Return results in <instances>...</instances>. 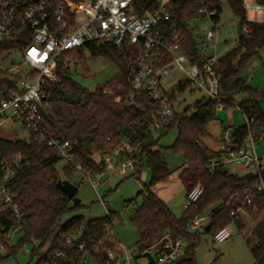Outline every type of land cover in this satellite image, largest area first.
Returning a JSON list of instances; mask_svg holds the SVG:
<instances>
[{"label": "trees", "instance_id": "obj_1", "mask_svg": "<svg viewBox=\"0 0 264 264\" xmlns=\"http://www.w3.org/2000/svg\"><path fill=\"white\" fill-rule=\"evenodd\" d=\"M227 1L242 27L243 37L238 39L232 51L220 59V96L225 100L223 109L232 106L237 96H242L239 110L243 115L254 119L250 129L247 124L232 128L233 140L238 147H243L250 136L255 142L264 139V112L259 105L264 98V91H256L240 79L245 64L264 48V21H248L242 0ZM209 3L217 11L214 18L216 24L222 13L220 0H187L175 3L176 18L181 25L179 43L182 53L193 64L203 61V38L194 35L190 22L198 19L200 9ZM13 48V44L5 45L3 51L9 53ZM1 49L0 58L3 59L7 54L3 55ZM84 50L89 51L93 58H103L116 64L121 74L107 86L113 89V95L105 92L107 87L90 92L72 79L70 62H59L57 82L47 86L46 100L49 106L59 101L71 104L74 108V121L65 124L58 117L46 115V122L58 140L69 143L73 164L65 162L59 171L58 166L64 160L58 150L39 144L32 134L27 141L0 140V157L11 158L21 154L28 162L10 183V188L15 193V203L23 219L18 231L22 233V237L17 248L9 247L10 231L15 228L17 218L11 211L1 209L0 199V247L7 251L5 257L0 255V263L16 256L19 249L25 245H32L33 264H105L107 257L105 254H97L95 248L103 241L108 248L113 246L105 239L108 236V228L112 227L117 215L110 213L100 219L75 217L62 223L63 217L72 211L74 206L59 188L58 182L67 180L76 185V174L80 171L74 164L80 165L84 170L98 173L96 154L106 153L112 147L129 143L138 153L135 173L131 176L140 180L144 167L151 172L150 183L144 184L137 198L128 202L133 205L138 199L142 200L130 219L140 237L137 245L148 247L170 232L175 239H188L192 242L174 264H197L195 250L201 234H212L214 237L218 231L233 223L239 229L244 227L242 218L233 217L231 213L237 211L246 194L252 190L254 202L253 205L246 206V209L255 220L260 216L263 218L247 235V243L253 244L251 253L254 263L264 264V198L254 189L258 177L253 174L239 176L224 166L210 169L209 163L218 158L220 153L210 151L201 143V137L207 133L208 125L214 120L218 103L208 100L205 104L197 106V113L191 117L175 112L172 124L163 127L147 100L137 99V106L128 102L132 70L137 60L134 49L128 46L116 48L111 44L102 47L87 44L82 51L75 54V61L83 58ZM11 82V77L1 79L0 88ZM188 88L191 89L188 83L178 86L180 92ZM79 96L83 98V102H75V98ZM118 97L120 101H117ZM175 126L178 127V137L172 149L185 157V169L180 180L187 193L196 185H201L204 189L200 200L185 211L182 219H178L153 191L156 184L167 181L170 176L161 151L155 149L160 139H156L154 130L159 132L160 128H165L170 131ZM2 180L0 173V184ZM207 210H211L207 226L198 230V234L191 235L188 229L192 221ZM68 236L73 238L72 245L65 243ZM58 252H62L64 256L58 257Z\"/></svg>", "mask_w": 264, "mask_h": 264}, {"label": "built area", "instance_id": "obj_2", "mask_svg": "<svg viewBox=\"0 0 264 264\" xmlns=\"http://www.w3.org/2000/svg\"><path fill=\"white\" fill-rule=\"evenodd\" d=\"M187 0H0V81L11 77V84L0 88V126L8 121L21 125L42 145L56 148L66 163L73 164L69 153V143L58 140L46 122L49 102L46 88L57 82L60 61L65 63L75 59V54L85 45L96 47L113 45L116 48L128 46L135 50L137 60L132 70L128 102L136 105L137 99L147 100L157 113L160 124L169 127L175 116L173 95L175 90L169 85L176 79V73L185 74L191 89L203 92L208 100L224 108L225 100L220 96V59L217 53L218 31L214 22L217 11L211 3L204 4L200 16L211 21L213 30L203 37V61L193 64L182 53L180 23L175 14V3ZM204 1V0H200ZM245 10L264 13V2L242 0ZM247 32L246 29H244ZM13 44V50L3 51L5 45ZM214 45V53L207 50ZM19 64L4 63L13 57ZM120 101V97L117 98ZM137 106V105H136ZM246 118L250 129L254 119ZM255 141L250 136L243 147H238L232 138V128L222 131L220 155L211 160L210 169L220 166L240 167L246 174L258 177L254 189L264 198V157H259ZM1 154V151H0ZM137 150L129 143L112 147L106 153H98V173L75 168L83 173L96 188L100 179L108 175H133L137 165ZM28 162L21 154L11 158L0 157L1 209L11 211L17 218L10 236L18 233L23 219L15 203V193L10 188L11 181ZM109 180V179H108ZM204 193L201 185H196L187 193L185 211L197 203ZM252 190L246 194L244 202L233 217L248 214L246 206L253 205ZM256 212V210H255ZM208 217L199 216L191 226L197 230L207 226ZM230 226L216 233L214 239L224 243L232 238ZM72 245L73 238H65ZM108 243V242H107ZM108 248L100 242L95 248L99 255L105 254V264H174L184 253L182 239H175L170 232L148 247L135 245L131 249L114 242ZM82 245L80 246V248ZM63 257L62 252L57 253ZM89 264V263H85Z\"/></svg>", "mask_w": 264, "mask_h": 264}, {"label": "rangeland", "instance_id": "obj_3", "mask_svg": "<svg viewBox=\"0 0 264 264\" xmlns=\"http://www.w3.org/2000/svg\"><path fill=\"white\" fill-rule=\"evenodd\" d=\"M220 2L222 13L219 22L215 25L219 34L217 53L220 57H223L236 47L239 33L238 22L228 1L220 0ZM246 17L251 22L264 21L263 12L246 10ZM190 27L194 35L203 38L208 31L213 30L214 25L211 21L199 17L190 22ZM214 51L215 47L212 45L207 53H214ZM19 61L20 59L16 56L6 61L4 66H9L13 62L17 65ZM69 67L72 79L90 92L106 88L121 74V70L116 64L103 58H93L87 50L83 51L82 59L72 60ZM240 79L247 82L256 91H264V48L245 64ZM186 83L185 74L177 72L176 79L170 83L169 88L175 90L173 99L176 112L179 115L191 117L197 113V106L205 104L208 98L203 92L194 89L188 88L180 92L178 86ZM112 90L107 87L105 92L113 95ZM241 100L242 96H237L232 106L222 110L217 109L214 120L207 127V133L201 137V143L204 147L210 151L219 152L223 129L227 127L239 128L246 124V118L238 108ZM76 101L83 102V98L79 96L75 98ZM259 105L264 112V98ZM47 115L58 117L65 124H71L74 121V108L67 102L59 101L49 106ZM154 136L156 139H160L155 149L161 151L162 158L170 170V176L167 181L156 184L153 191L178 219H182L186 213L184 205L187 202V190L180 180V176L185 169V157L172 149L178 137V127L175 126L170 131L165 128H160L159 132L154 130ZM29 138L30 134L16 122L8 121L0 126V140L27 141ZM255 148L258 156L264 157V139L257 141ZM95 158L98 159V154L95 155ZM64 165L65 161L59 164V171L62 170ZM228 170L239 176L244 173L240 167H229ZM150 180L151 172L147 167H144L140 180L131 175L110 176L108 180L110 189L107 190L106 185L101 183H98L95 188L94 184L83 173L78 172L75 178L78 187L76 198L81 202L63 217L62 223H66L75 217L100 219L107 217L110 213H115L117 217L114 219L112 227L108 228V236L105 240L111 243L112 238L114 242L126 249H131L139 243L140 237L130 219L136 208L141 205L142 200L138 199L136 204L133 205L128 204V202L135 200L138 193L143 189V185H148ZM210 213L211 210H207L202 216L208 217ZM241 218L244 227L239 229L235 223L230 225L233 235L227 242H216L212 234L200 235L195 250L197 264H255L251 253L253 244L249 245L247 243V235L262 220L263 216L255 220L249 214H245ZM188 232L191 235H196L200 231L190 225ZM21 237V232L9 236V247L17 248ZM182 241L185 253L192 242L188 239H182ZM35 245L38 246L37 243ZM32 249V245H25L19 249L16 256L4 259L0 264H33L31 262ZM0 255L2 257L7 255V251L2 247H0ZM144 263L146 264V261Z\"/></svg>", "mask_w": 264, "mask_h": 264}, {"label": "water", "instance_id": "obj_4", "mask_svg": "<svg viewBox=\"0 0 264 264\" xmlns=\"http://www.w3.org/2000/svg\"><path fill=\"white\" fill-rule=\"evenodd\" d=\"M238 33H239V39L243 37L242 27L240 24L237 26ZM108 179L109 176L105 175L100 179V183L106 185V189L109 190L110 187L108 185ZM59 188L62 190V192L67 196L68 200L73 203V206L76 207L80 204V200L76 198V195L78 193V187L67 181V180H60L58 182ZM208 229V227H206Z\"/></svg>", "mask_w": 264, "mask_h": 264}, {"label": "crops", "instance_id": "obj_5", "mask_svg": "<svg viewBox=\"0 0 264 264\" xmlns=\"http://www.w3.org/2000/svg\"><path fill=\"white\" fill-rule=\"evenodd\" d=\"M243 171H244L243 175H245V174H246V172H245V170H243ZM243 175H240V176H243Z\"/></svg>", "mask_w": 264, "mask_h": 264}]
</instances>
